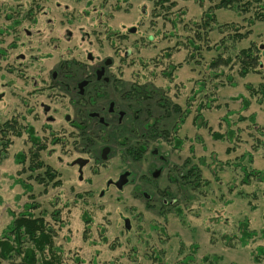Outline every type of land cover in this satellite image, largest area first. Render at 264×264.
<instances>
[{"label":"rangeland","instance_id":"obj_1","mask_svg":"<svg viewBox=\"0 0 264 264\" xmlns=\"http://www.w3.org/2000/svg\"><path fill=\"white\" fill-rule=\"evenodd\" d=\"M21 2L25 7L37 3L50 10L46 16L39 15L40 23L37 25L30 26L25 22L20 33L24 34L23 28L29 25L31 31L43 28L48 30L43 35L65 37L66 30L70 29L72 37H75L70 45L76 46L80 37H91L95 42L91 47L87 42L82 48L79 46L83 55L90 49L101 57L112 56V45L107 37L113 32L126 33L129 37L126 43L136 42L137 51L128 61L115 66L123 64L124 85L128 87L135 82L149 83L152 91L159 90L172 103L180 104L183 110L188 107V98L201 88L200 81H206V88L198 93L192 104L193 113L184 121L174 111L163 117L164 108L159 105L155 94L141 104L140 107L148 111L143 113L144 117L148 115L150 120L158 119V129L171 131L174 125L179 124L177 134L185 142L181 148L174 149L167 139L151 137L147 140L148 149L138 159L126 153L116 134L102 140L100 133L96 135L98 140L94 146H83L77 139L80 136L78 128L63 118L66 112L74 116L75 108L72 109L68 97L60 92L51 103L58 110L55 123L45 121L41 111L36 112L34 121V115L23 107L20 97L1 100L0 125L14 114L26 113L27 120L22 121V125H33L46 142L42 159L46 165L59 171L63 183L56 188L51 185L46 188L30 180L34 190L24 193V188L15 180L18 177L27 180L30 173H18L21 165L15 162V154L21 150L28 151L31 142L26 132L22 137L14 138L8 156L2 157L0 153V236L12 219L11 212L19 213L25 203L34 201L40 206L35 212H45L46 220L56 229L55 242L63 247L69 263L72 255L76 254L85 260L82 264H185L189 255H193L192 260H188L189 264H257L253 262L251 251L258 245H264V239L255 238L243 247L236 235H241L238 225L245 218L250 229L259 232L264 229V102L252 99L251 105L241 110V100L235 97L240 94L249 96L246 83L256 86L264 83V62L261 74H249L245 78L238 75L236 68H225L226 73L233 74L237 85L228 83L226 77L221 76L226 85L216 91L218 101L212 109L205 111V115L213 130L225 133L230 127L240 139L236 138L234 143L218 141L212 138L207 128L197 129L192 123L200 97L214 91L209 63L217 56L215 45L222 37L217 26L214 30L205 31L196 24L202 21L209 2L201 7L197 0H0V5ZM65 13L76 18L69 25ZM216 14L220 24L236 23L242 26L243 32L252 30L249 38L237 44V48L255 43L261 45L264 54V21L250 27L249 15L240 16L232 9H219ZM47 18L54 19L52 26ZM5 24L4 11L0 10V27ZM50 27L53 31H49ZM130 28L136 31L128 32ZM199 31L203 34L200 39L196 37ZM47 39L43 38L46 42ZM189 39H195L200 45L195 58L189 57L192 51ZM24 41L27 48L9 52L11 63L18 64L14 55L20 51L27 55L37 53V37L30 40L24 36ZM0 45L5 46L7 42ZM76 47L75 56L78 52ZM43 51L51 49L44 47ZM167 52L172 53L170 59L165 56ZM115 58L118 61V57ZM59 59L55 56L35 63V66L42 65L46 70L55 67ZM169 62L177 67L172 72V79L165 75ZM7 64L8 60L0 55V91H4L2 86L6 82ZM112 96L117 99L115 94ZM217 104L222 108H216ZM229 111L234 113L229 114ZM253 114L254 122L240 119L241 115L250 117ZM228 115L230 126L223 119ZM89 129L98 132V128ZM57 134H62L64 143L52 142ZM127 139L130 144L138 141L131 135ZM105 144L112 148L107 161L101 159V148ZM234 144L237 148L229 153L227 150ZM155 149L166 155V163L158 158ZM79 157L90 159L83 169L82 180L77 167L71 165ZM202 158H206V164L199 161ZM187 159L190 162L185 164ZM192 164L199 165L202 177L209 181L208 185L193 188L184 183L181 175ZM124 170L132 173L127 185L119 188L107 184ZM247 173L251 176L248 183H244ZM143 192L151 197H146ZM172 199L175 202L170 204ZM55 210L60 211V220L53 217ZM85 212L92 219L89 226L83 218ZM127 220L129 229L125 226ZM103 228L104 235L101 234ZM227 236L231 237L230 241ZM204 256L209 258L204 260ZM260 264H264V258Z\"/></svg>","mask_w":264,"mask_h":264},{"label":"flooded vegetation","instance_id":"obj_2","mask_svg":"<svg viewBox=\"0 0 264 264\" xmlns=\"http://www.w3.org/2000/svg\"><path fill=\"white\" fill-rule=\"evenodd\" d=\"M66 8H68L67 5ZM0 10L4 11V19L6 21V24L0 27V43L3 42L5 44L7 42L5 46L0 45V55L8 60L7 70H5L7 77L6 82L2 86L4 91H0V101L6 97H20L23 107L34 115L32 117L34 121H36V112L41 111L44 114L43 116H45V121L55 123L58 120L56 115L58 110L51 103L59 97L58 93L60 92L63 96L68 97V102L72 109L75 108L74 116L66 112L63 114V118L66 122L78 128L80 136L77 139L80 140L83 146H94L96 140H98L96 135L99 136L102 133L100 137L102 140L105 136L107 138L109 135H118L121 145L125 146L128 154L134 151L144 152L148 149L147 140L151 137L153 138L154 119L150 120L148 115L144 117L143 113L147 114L148 111L140 106L150 98L139 100L138 93L134 90L138 83H132L129 87L124 85L123 64L115 66L116 63L128 61L129 57L133 56L137 51L135 49L136 45L138 46L136 42L126 43L129 40L126 33L113 32L109 34L110 37H107L112 45V56L101 57L99 54L95 55L90 49H87V52L83 55L80 50L84 43L87 42L90 47L95 44L91 37H80L76 47L70 45L75 38L72 37L73 32L70 29L66 30L65 37H52L48 36L49 34H42L47 29L36 28L31 31L28 28L29 25L39 24V15H48L50 9L43 8L37 3H31L25 7L24 2H21L17 3V5L1 4ZM65 14L67 15L66 21L68 25L76 19L73 18L72 14ZM53 20L52 18H47V22L51 26L54 23ZM25 22H28L29 25L23 28L24 34H22L20 33V27ZM49 31H53V27H50ZM127 31L135 32L136 29L130 28ZM86 35L90 36L89 33H86ZM24 36L30 38V40L32 37H37V53L27 55L25 51H20L14 55L18 64L11 63L9 52L18 48H27ZM44 37H48L47 42L43 40ZM7 38L9 39L8 41ZM63 44L65 47H63ZM44 47L50 48L51 51H43ZM74 47L78 51L76 56L73 54L75 51ZM55 56L57 58L60 57L55 67L45 70L42 65L35 66V63L39 64L40 61H46ZM115 57H118V61H116ZM18 83L20 84L18 85ZM17 90L18 93L16 92ZM21 93L24 95L21 96ZM112 94H115L117 99H113ZM44 99L49 101V103ZM18 114H14L6 121L15 119L21 123L27 120L26 113ZM26 127H33V125L28 124ZM89 127L98 128V132L89 129ZM61 135H54L53 138L55 140H52V142L57 144L61 141L64 143L65 140ZM72 135L75 136V133L72 132ZM129 135L138 138V141L130 144L127 139ZM43 142L46 144L45 141ZM111 150L112 148L108 144L101 148V159L103 161H107ZM154 152L163 163L167 162L166 155L161 154L157 149ZM80 159L86 160V162L81 164L78 161ZM89 162V158L79 157L71 163L73 167H77L80 180L83 179V169ZM131 177V171L124 170L119 173L117 179H110L107 184L118 187L117 183L120 180L126 181L128 184V181H131ZM126 183L124 185H127ZM143 194L146 197H151L145 192ZM164 202H167L165 198ZM174 202V199L170 200V204ZM126 228L129 229L130 225L126 226Z\"/></svg>","mask_w":264,"mask_h":264},{"label":"trees","instance_id":"obj_3","mask_svg":"<svg viewBox=\"0 0 264 264\" xmlns=\"http://www.w3.org/2000/svg\"><path fill=\"white\" fill-rule=\"evenodd\" d=\"M167 2L168 0H156ZM201 7H205L206 3L209 2V7L204 12L202 21L198 24L201 30H214L217 26V30L222 37L215 45L217 56L211 59L209 63V75L210 80L213 82L212 86L214 91L206 92L205 95L200 97L199 102L196 104V109L192 118V123L197 129L207 128L212 135L214 140L228 141L234 143L235 139L238 138L236 132L232 129L226 130L225 133L215 131L211 127L207 116L205 115L206 110L212 109L218 97L216 91L226 85V81L221 76H225L228 83L237 85L233 74L226 73L225 68L231 70L236 68L238 75L242 78L247 77L249 74H261L264 62L263 48L261 45L252 43L248 47L237 48V44L249 38L252 33L251 29L242 31V26L236 23H223L220 24L217 19L216 10L219 9H232L236 11L240 16L249 15L247 18L248 24L252 27L257 22L264 21V0H197ZM206 34V33H205ZM196 37H203V34L196 33ZM207 39V35L205 36ZM189 45L192 47V51L189 54L190 58H195L197 52L200 49V45L196 43L195 39H189ZM172 53L167 52L165 56L171 57ZM169 70L165 72V75L170 79L173 78L172 72L176 70V64L169 62L167 64ZM168 69V68H167ZM218 78H221L218 80ZM138 84L134 87L137 91L139 100L153 98L154 94L158 97L159 105L164 108V115L170 116L171 112H177L180 114L182 121H184L191 113H193V101L198 97L199 92L205 91L206 81H200L199 89L188 98V107L184 110L178 103H172L170 99L158 92L159 90L153 89L149 83ZM246 89L249 92V96L240 94L235 99H240L242 103V109L246 110L252 103V99H256L258 102H264V83L254 85L253 83H246ZM216 108L221 109L220 104L216 105ZM229 114L234 112L229 111ZM242 116V117H241ZM240 116L241 120L249 119L254 122L255 114L250 117ZM230 126L231 120L229 115L223 118ZM153 137L158 136L160 138L167 139L174 149L181 148L185 142V139L179 137L177 134L179 124L173 126L170 130L158 129V119L153 120ZM151 124V123H150ZM237 124V123H236ZM28 134V139L31 142V147L28 151L21 150L15 154V162L21 165V170L18 172L20 175L29 172L28 179L18 177L15 180L16 184H20L24 188V193H29L34 190L33 184L30 180H34L36 183L44 185L46 188L51 185L53 188L62 185L63 181L60 178V173L53 167L46 165L42 159V152L47 148V144L42 141V138L36 133L33 127L23 126L17 120H8L0 125V153L2 157H7L9 149L14 143V138H20L24 133ZM240 139V138H238ZM237 145L229 148L227 151L230 153L235 150ZM142 151L131 153L135 159H138ZM206 158H202L199 161L202 164H206ZM190 162L186 160L185 164ZM184 179L185 184H190L193 188L203 187L209 184L207 179H204L201 174V169L198 164H192L189 166L187 171L181 175ZM251 173H247L244 183H248ZM29 180V181H28ZM33 198V195H31ZM40 206L38 203L32 201L25 203L24 208L19 213L11 212L12 219L10 223L3 230L0 236V264H82L85 260L80 256L73 254L72 262H68L65 259V253L61 245H57L55 237L57 231L54 226L46 220V214L36 213L35 210ZM60 211H54L53 217L60 220ZM84 221L90 225L92 222L91 216L88 213H83ZM239 231L241 235H236L239 238V242L243 247L250 244L251 240L255 238L264 239V229L260 232L250 229L248 219L239 221ZM105 229L103 228L101 234L104 235ZM228 237V241L231 237ZM107 238L105 237L104 240ZM253 262L260 264L264 258V245H258L251 251ZM193 255L187 256L188 260H192ZM209 257L204 256L203 259L207 260ZM216 258V257H215ZM188 260L185 264H189ZM97 262V261H96Z\"/></svg>","mask_w":264,"mask_h":264},{"label":"water","instance_id":"obj_4","mask_svg":"<svg viewBox=\"0 0 264 264\" xmlns=\"http://www.w3.org/2000/svg\"><path fill=\"white\" fill-rule=\"evenodd\" d=\"M78 161L81 162V164H83V163L86 162V160H82V159H80V160H78ZM125 183H126V181L124 182V181L120 180V181L117 183V186H118L119 188H121ZM126 226H127V227L129 226V221H128V220L126 221Z\"/></svg>","mask_w":264,"mask_h":264}]
</instances>
